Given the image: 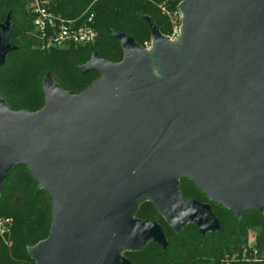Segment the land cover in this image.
Here are the masks:
<instances>
[{"label":"water","instance_id":"95a60500","mask_svg":"<svg viewBox=\"0 0 264 264\" xmlns=\"http://www.w3.org/2000/svg\"><path fill=\"white\" fill-rule=\"evenodd\" d=\"M181 46L149 19L160 68L132 36L113 29L124 57L93 53L80 70L101 76L63 89L47 72L44 106L16 111L0 97V191L24 165L52 200L49 235L32 246L36 264H133L123 252L161 225L134 216L149 199L176 233L193 223L219 229L208 203L186 197L187 178L242 219L264 212V0H183ZM1 25L0 67L16 45Z\"/></svg>","mask_w":264,"mask_h":264},{"label":"trees","instance_id":"16d2710c","mask_svg":"<svg viewBox=\"0 0 264 264\" xmlns=\"http://www.w3.org/2000/svg\"><path fill=\"white\" fill-rule=\"evenodd\" d=\"M27 2L0 0V30L10 16V38L16 45L0 67V97L16 111L36 112L44 106L42 80L47 72L63 89L79 93L101 76L98 71L80 70L93 53L112 62L122 61L124 50L113 29L132 36L141 45L152 34L149 19L160 31L168 29L167 18L158 5L162 0H50L53 12L78 24L93 14L92 25L97 35L91 43L45 49L35 31L34 15L27 10ZM180 189L186 197L211 204L219 229L202 233L197 225L190 223L178 234L153 202L145 201L136 208L134 216L159 223L168 243L164 248L150 241L142 250L123 252L133 264H221L223 254L239 251L251 239L264 249V212L247 211L239 219L233 211L211 201L189 179L180 180ZM51 211L50 196L38 189L37 181L24 165H15L0 191V215L13 218L11 246L0 237V264H36L27 247L49 235ZM251 232L254 234L249 239Z\"/></svg>","mask_w":264,"mask_h":264},{"label":"built area","instance_id":"2783aa9c","mask_svg":"<svg viewBox=\"0 0 264 264\" xmlns=\"http://www.w3.org/2000/svg\"><path fill=\"white\" fill-rule=\"evenodd\" d=\"M27 10L34 15L33 25L42 41V47H64L69 43L86 44L96 39L93 27V14L87 21L78 24L76 21L66 20L50 9L48 0H28ZM13 218L0 215V237L11 244ZM255 241V240H254ZM242 247L237 252H227L221 258V264L260 263L264 264V249L256 243Z\"/></svg>","mask_w":264,"mask_h":264},{"label":"rangeland","instance_id":"374dc122","mask_svg":"<svg viewBox=\"0 0 264 264\" xmlns=\"http://www.w3.org/2000/svg\"><path fill=\"white\" fill-rule=\"evenodd\" d=\"M183 0H162L158 5L161 6V12L163 15L166 16L167 22H168V29L166 31H160L163 37L171 43L173 46L179 48L181 46L182 41V26H183V13L181 9L179 8L180 3ZM50 4V0H48ZM1 31V30H0ZM151 55L153 62L151 63L152 71L155 74H160V68L157 63V57L154 53L153 48V35L151 34L150 38L146 40L142 45ZM149 199H144L137 203V208L145 201H148ZM208 203V202H205ZM211 205L210 203H208ZM253 232H251V235L249 237L252 238ZM2 240L5 242V244L9 247L12 244L6 243V240L2 238ZM249 242H251L250 245L254 244V239H251ZM123 254V253H122ZM224 255V254H223ZM220 263V262H219Z\"/></svg>","mask_w":264,"mask_h":264},{"label":"bare ground","instance_id":"6f19581e","mask_svg":"<svg viewBox=\"0 0 264 264\" xmlns=\"http://www.w3.org/2000/svg\"><path fill=\"white\" fill-rule=\"evenodd\" d=\"M178 50L180 51V49L178 48ZM151 59H152V55H151ZM152 62H153V59H152Z\"/></svg>","mask_w":264,"mask_h":264}]
</instances>
